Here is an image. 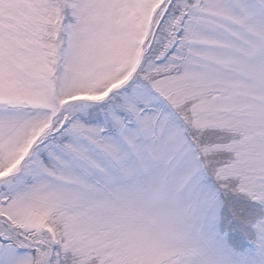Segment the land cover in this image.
I'll list each match as a JSON object with an SVG mask.
<instances>
[{"label": "snow or ice", "instance_id": "6c2138e0", "mask_svg": "<svg viewBox=\"0 0 264 264\" xmlns=\"http://www.w3.org/2000/svg\"><path fill=\"white\" fill-rule=\"evenodd\" d=\"M0 264H264V0H0Z\"/></svg>", "mask_w": 264, "mask_h": 264}]
</instances>
